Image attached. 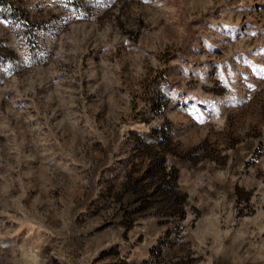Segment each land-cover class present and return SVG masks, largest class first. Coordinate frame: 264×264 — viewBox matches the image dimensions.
Listing matches in <instances>:
<instances>
[{
    "label": "rangeland",
    "instance_id": "1",
    "mask_svg": "<svg viewBox=\"0 0 264 264\" xmlns=\"http://www.w3.org/2000/svg\"><path fill=\"white\" fill-rule=\"evenodd\" d=\"M6 1L0 264H264V0Z\"/></svg>",
    "mask_w": 264,
    "mask_h": 264
},
{
    "label": "trees",
    "instance_id": "2",
    "mask_svg": "<svg viewBox=\"0 0 264 264\" xmlns=\"http://www.w3.org/2000/svg\"><path fill=\"white\" fill-rule=\"evenodd\" d=\"M5 10V13H2ZM17 16V11L6 0H0V17L14 18Z\"/></svg>",
    "mask_w": 264,
    "mask_h": 264
}]
</instances>
